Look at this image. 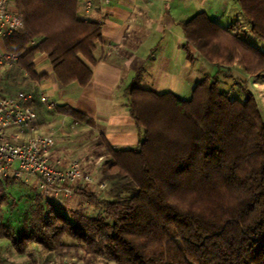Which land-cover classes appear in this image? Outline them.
Here are the masks:
<instances>
[{
  "label": "trees",
  "instance_id": "1",
  "mask_svg": "<svg viewBox=\"0 0 264 264\" xmlns=\"http://www.w3.org/2000/svg\"><path fill=\"white\" fill-rule=\"evenodd\" d=\"M236 3L250 34L264 41V0ZM78 6L79 0H15L23 28L3 40L7 54L17 56L6 80L40 81L45 75H37L34 62L46 55L61 86L89 83L101 25L81 19ZM182 29L187 53L192 46L225 76L220 67L236 60L250 76L264 73V53L205 13ZM9 86L0 88L1 97L19 94L12 96ZM220 87L216 76L205 77L189 100L128 88L139 143L118 151L101 139L111 157L97 184L108 188L106 198L79 181L65 185L94 210L64 211L35 187L0 177L3 237L20 253L32 243L54 256L80 249L84 264H264V119L249 92L240 101ZM59 110L84 119L71 108ZM19 185L33 190L24 211L10 195ZM13 213L16 223H5Z\"/></svg>",
  "mask_w": 264,
  "mask_h": 264
},
{
  "label": "crops",
  "instance_id": "2",
  "mask_svg": "<svg viewBox=\"0 0 264 264\" xmlns=\"http://www.w3.org/2000/svg\"><path fill=\"white\" fill-rule=\"evenodd\" d=\"M231 1L97 0L88 17V21L101 25V39L93 53L95 63L90 65L91 80L85 87L77 83L64 87L54 78L51 64L46 71L35 69L38 76L45 75L36 83L40 93L31 107L37 114L39 126L50 136L57 134L50 125L53 127L58 122L33 108L41 102L40 94L46 96L49 92L51 96L58 95L61 105L52 109L46 107V111L60 117L59 123L66 124L65 119H69L70 124L82 127L81 131H87L95 139H105L115 150H135L139 132L126 108L128 88L136 86L158 95L171 93L185 100L191 88L219 72V67L203 59L192 46L187 45V53L182 25L199 13H205L219 25V18L225 16ZM82 2L79 0L78 16L83 13ZM14 9L15 3L11 6V10ZM6 53L0 39V56ZM42 58L48 59L46 55L38 56L35 66ZM234 77L232 79L236 81L238 78ZM120 95L122 99H119ZM60 108H71L84 119L75 121ZM60 150L55 143L52 164L62 162ZM69 162L70 159L58 167L66 168ZM83 184L82 180L78 182L80 186ZM36 190L55 202L51 195ZM63 193L60 190L58 197Z\"/></svg>",
  "mask_w": 264,
  "mask_h": 264
},
{
  "label": "rangeland",
  "instance_id": "3",
  "mask_svg": "<svg viewBox=\"0 0 264 264\" xmlns=\"http://www.w3.org/2000/svg\"><path fill=\"white\" fill-rule=\"evenodd\" d=\"M219 20L220 23H218L221 27L230 28L233 25L231 29L234 35L245 40L253 47L257 48L260 52L264 53V41L253 38V36L250 34L249 25L242 17L236 0H232L230 2L225 16H221ZM49 66V59L42 58L35 66V69L37 71H46ZM10 67L11 64L9 63L0 66V88H2L5 83H8L11 86H9L7 90L9 89L13 93L11 94L12 96H14L16 93L32 91L33 97L30 104H28L30 107H32L33 104H35L34 100L39 97L40 89L36 85V83L38 84L39 81L25 82L23 80H19V86H14L12 82L6 80V77L8 76L7 74L10 72ZM220 70L225 72L228 71L230 75L225 76L221 72H215L214 76H216L221 81L220 91H226L232 98L240 99V101H243L245 99L243 90L249 92L254 97V100L256 101L261 112L262 118L264 119V73L258 76H250L245 72L243 66L237 60L229 65L220 67ZM231 75L232 78H235L234 76H237L239 80L236 79V81H233ZM192 90L193 88L190 89L185 100L190 99ZM48 94L49 92L46 93V98L49 103H52L54 105H61L60 98L57 94L53 96H51L50 94L49 96ZM11 95L3 93V96ZM119 97V99L123 98V96L121 97V95ZM33 108L37 112L43 113L47 118L55 119V121L58 122V124H56L55 122L56 127H52V125H50L53 130L57 131V134L51 137L54 141V146L56 143V145H58V147L61 149L60 152L63 158L62 162L65 163L69 159L70 162L74 159L77 160L83 173L90 176L91 178V183H89L88 185L83 184V187H85L88 192H96L97 197L100 199L106 198V190L108 188L105 187L104 190H101V188L98 189L99 187L97 188V184L101 176L100 169L106 168L104 166V163L110 160L111 157L108 155V150L105 149L104 145L101 142V139H95L93 135H89L87 131H81L82 127L70 124L69 119H65V121H67L66 124L59 123L60 117L46 111V106L41 102L35 105V107ZM53 115L54 117H52ZM41 130L44 134L48 135V133L44 129ZM62 162L54 165L60 166L61 164L62 166ZM28 185L33 186V184L31 183H28ZM104 185L105 184H102V186ZM32 192L33 190L31 188L21 185L11 188L10 195L14 197L16 201L17 210L24 211L30 206L31 202L29 198L33 195ZM53 199L55 200V202H53L56 203V205H58V207L64 211L80 210L81 212L85 211L86 214H92V210H94V208L87 202L83 201L78 194L73 192L70 193V191L67 193V195L63 193L62 196H59L57 199ZM48 200L52 201L51 199ZM5 218L6 219L3 220L5 223L13 224L19 218V215L14 213L12 215L6 214ZM83 256V251L80 249L76 250L75 248H71L67 251L65 250L64 254H62L61 256H54L44 251L41 247L34 243L26 245L23 252L20 253L12 247L9 240L3 237V234L0 232V264H51L62 262L65 260L70 261V259H75L79 262V264H84V262H82ZM93 264L111 263L98 260Z\"/></svg>",
  "mask_w": 264,
  "mask_h": 264
},
{
  "label": "built area",
  "instance_id": "4",
  "mask_svg": "<svg viewBox=\"0 0 264 264\" xmlns=\"http://www.w3.org/2000/svg\"><path fill=\"white\" fill-rule=\"evenodd\" d=\"M97 0H83V13L79 17L88 20ZM108 2V1H105ZM15 0H0V39L10 37L23 28L22 16L11 10ZM16 55L0 56V66L12 64ZM32 99V92L19 93L15 97L0 96V177L31 183L37 189L58 197V192H69L65 185H75L79 180L91 183L77 160H72L66 168L52 164L54 141L44 134L37 121L36 112L25 103ZM40 101L49 109L55 107L46 96L40 94ZM105 186V185H104ZM104 186H100L103 188ZM51 264H79L75 259Z\"/></svg>",
  "mask_w": 264,
  "mask_h": 264
}]
</instances>
